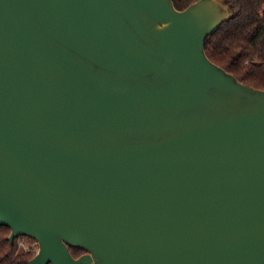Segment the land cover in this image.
Instances as JSON below:
<instances>
[{
	"label": "water",
	"instance_id": "1",
	"mask_svg": "<svg viewBox=\"0 0 264 264\" xmlns=\"http://www.w3.org/2000/svg\"><path fill=\"white\" fill-rule=\"evenodd\" d=\"M231 15L0 0V225L29 264H264V90L205 49Z\"/></svg>",
	"mask_w": 264,
	"mask_h": 264
},
{
	"label": "trees",
	"instance_id": "2",
	"mask_svg": "<svg viewBox=\"0 0 264 264\" xmlns=\"http://www.w3.org/2000/svg\"><path fill=\"white\" fill-rule=\"evenodd\" d=\"M196 0H173L184 9ZM232 15L206 39L210 60L232 73L239 81L264 90V0H221ZM10 228L0 225V264H29L34 255L19 250L17 239L10 243ZM30 241L33 238H29ZM73 256L84 250L70 246Z\"/></svg>",
	"mask_w": 264,
	"mask_h": 264
},
{
	"label": "built area",
	"instance_id": "3",
	"mask_svg": "<svg viewBox=\"0 0 264 264\" xmlns=\"http://www.w3.org/2000/svg\"><path fill=\"white\" fill-rule=\"evenodd\" d=\"M28 236H18L17 239V245L19 250H22L23 252H31L35 254L38 251V242L33 239L32 241L29 240Z\"/></svg>",
	"mask_w": 264,
	"mask_h": 264
}]
</instances>
